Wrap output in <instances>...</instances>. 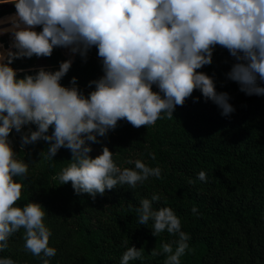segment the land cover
I'll return each mask as SVG.
<instances>
[{"label": "clouds", "instance_id": "9594fccd", "mask_svg": "<svg viewBox=\"0 0 264 264\" xmlns=\"http://www.w3.org/2000/svg\"><path fill=\"white\" fill-rule=\"evenodd\" d=\"M8 3L14 12L0 16V36L8 37L7 45L0 41V251L20 229L24 250L40 264H50L57 251L49 246L51 231L41 204L16 203L27 187L20 181L28 176V162L16 158L10 133L18 136L21 150L45 142L39 157L46 161L67 149L70 158L55 179L94 199L106 189H135L150 177H161L159 165L139 158L117 163L106 145L90 155L92 144L100 143L119 120L151 126L172 117L189 97L211 101L222 116L234 112L229 93L217 90L214 75L198 70L212 62L216 46L233 58L226 78L245 95H264V0H0ZM93 46L102 74L87 82L90 90L85 94L74 75L62 84L73 59L78 55L86 61ZM54 48L68 53L55 68L12 66L15 59L49 57ZM194 90L199 97L192 96ZM196 177L207 179L204 170ZM161 199L158 192L141 197L137 223L151 221L154 237L175 235L153 254H165L163 264H180L185 250L190 251L189 234L172 208L154 207ZM190 211L199 215L195 205ZM140 257V248L131 245L119 264ZM0 264L17 261L0 256Z\"/></svg>", "mask_w": 264, "mask_h": 264}, {"label": "trees", "instance_id": "16d2710c", "mask_svg": "<svg viewBox=\"0 0 264 264\" xmlns=\"http://www.w3.org/2000/svg\"><path fill=\"white\" fill-rule=\"evenodd\" d=\"M11 12L12 4H0V16ZM66 58L62 48H54L49 57L15 59L12 66L27 69L41 61L55 68ZM232 62L228 51L216 46L212 62L198 69L214 75L218 91L229 93L235 109L229 115L222 116L211 101L193 102L189 97L172 117L139 127L119 120L106 137L99 138L100 143L92 144V156L106 145L115 152L117 163L139 158L149 166H160L159 179L150 177L135 189L118 186L94 199L87 193L76 194L70 182L59 185L55 179L70 158L67 149L61 148L53 160L46 161L39 157L45 142L21 150L18 136L10 133L16 158L28 162V176L20 181L27 187H22L16 203L31 200L45 209L44 223L51 231L48 243L57 250L50 264H119L121 253L131 245L140 248L141 257L129 264H163L165 254L153 250L159 252L161 242L173 241L175 235L162 232L154 237L151 221L143 226L136 219L139 199L152 192L162 195L154 207L172 208L181 230L189 234L190 251L185 250L180 264H264V95H245L226 78ZM101 74L93 46L86 61L78 55L73 59L61 83L67 85L74 75L86 94L87 82ZM192 96L200 94L194 90ZM200 170L205 171L206 181L197 179ZM193 205L199 215L190 211ZM22 232L9 237V247L0 256H10L17 264H40L24 250Z\"/></svg>", "mask_w": 264, "mask_h": 264}, {"label": "rangeland", "instance_id": "374dc122", "mask_svg": "<svg viewBox=\"0 0 264 264\" xmlns=\"http://www.w3.org/2000/svg\"><path fill=\"white\" fill-rule=\"evenodd\" d=\"M39 30V29H38ZM2 38V40H4L5 42H7V39H8V37H7V35H5V36H3V37H1ZM0 38V39H1ZM1 41V40H0ZM7 45V44H6ZM64 51H65V56L66 57H68V53H67V50L66 49H64ZM39 65H42V62L41 61H38L37 63H36V66H39Z\"/></svg>", "mask_w": 264, "mask_h": 264}, {"label": "built area", "instance_id": "2783aa9c", "mask_svg": "<svg viewBox=\"0 0 264 264\" xmlns=\"http://www.w3.org/2000/svg\"><path fill=\"white\" fill-rule=\"evenodd\" d=\"M62 52L64 53V55H65V51H64V49L62 48Z\"/></svg>", "mask_w": 264, "mask_h": 264}, {"label": "crops", "instance_id": "0c3cea01", "mask_svg": "<svg viewBox=\"0 0 264 264\" xmlns=\"http://www.w3.org/2000/svg\"><path fill=\"white\" fill-rule=\"evenodd\" d=\"M37 27H38V26H37ZM5 35H6V34H5ZM5 35H3V36H5ZM3 36H0V38L3 37ZM0 40H1V39H0Z\"/></svg>", "mask_w": 264, "mask_h": 264}]
</instances>
